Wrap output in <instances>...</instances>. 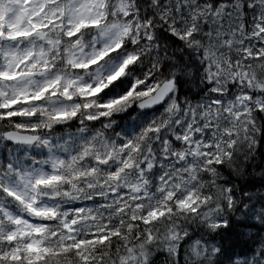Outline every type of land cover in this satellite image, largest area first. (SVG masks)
<instances>
[{"label": "clouds", "instance_id": "obj_1", "mask_svg": "<svg viewBox=\"0 0 264 264\" xmlns=\"http://www.w3.org/2000/svg\"><path fill=\"white\" fill-rule=\"evenodd\" d=\"M0 264H264V0H0Z\"/></svg>", "mask_w": 264, "mask_h": 264}]
</instances>
